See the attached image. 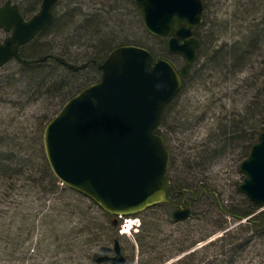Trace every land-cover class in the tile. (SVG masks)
I'll return each mask as SVG.
<instances>
[{"label":"rangeland","instance_id":"374dc122","mask_svg":"<svg viewBox=\"0 0 264 264\" xmlns=\"http://www.w3.org/2000/svg\"><path fill=\"white\" fill-rule=\"evenodd\" d=\"M11 1L28 18L42 2ZM203 4L205 23L196 32L203 44L161 132L173 154L168 176L197 186L202 181L216 197L210 191L200 196L198 187L194 214L179 223L164 206H153L132 216L140 219L141 226L128 235L126 228L117 230L111 224L114 218L81 193L51 189L47 179L22 180L10 201L16 198L33 209L35 224L28 231L24 253L14 247L11 261H6L1 248L0 264H90L93 253L102 245H112L114 239H119L128 264H264V229L256 231L215 205L219 198L224 207L245 210L249 206L250 200L239 189L245 179L240 165L260 135L253 134L249 142L248 133L259 124L264 128V115L253 114V100L264 101V0H203ZM55 14V27L25 45L21 56L38 60L51 53L80 69L59 67L53 57L40 64L14 59L0 70V135L9 143L2 145L3 150L14 151L30 164L43 162L46 124L73 95L99 79L94 60L101 63L114 48L131 44L178 67L184 64L183 57L168 53L166 39L146 31L132 0H59ZM107 34L112 36V46L99 41ZM7 36L0 30V42ZM25 65L44 66L48 84L30 87L36 74H24ZM58 68L64 71L60 78L55 73ZM224 127L227 131L243 128L247 133L217 145L214 137ZM36 137L41 147L34 142ZM209 147L219 150L213 153ZM190 166L199 169L192 177L185 173ZM0 208L6 209L4 204ZM261 214L264 205L255 213ZM16 231L12 227L11 233Z\"/></svg>","mask_w":264,"mask_h":264},{"label":"water","instance_id":"95a60500","mask_svg":"<svg viewBox=\"0 0 264 264\" xmlns=\"http://www.w3.org/2000/svg\"><path fill=\"white\" fill-rule=\"evenodd\" d=\"M58 1L42 0L39 11L29 19L11 0L0 6V29L9 32L0 42V70L54 20ZM133 2L146 31L168 39V53L182 56V67L165 58L155 60L141 46L117 47L99 65L100 79L69 99L43 133L45 155L56 178L114 216L134 215L168 201L171 154L156 130L197 60L201 41L194 30L203 22L204 12L202 0ZM240 168L245 175L240 191L251 202L264 205V132ZM218 202L224 209L219 198ZM172 216L175 222L186 221L191 209L175 210ZM231 216L241 222L254 221ZM111 251L103 245L92 259L98 264H126L118 240L114 255Z\"/></svg>","mask_w":264,"mask_h":264},{"label":"trees","instance_id":"16d2710c","mask_svg":"<svg viewBox=\"0 0 264 264\" xmlns=\"http://www.w3.org/2000/svg\"><path fill=\"white\" fill-rule=\"evenodd\" d=\"M1 1L2 0H0V5H1ZM22 12H23V10H22ZM23 14L25 15L24 12H23ZM204 23L205 22L203 21V23L199 27L196 28L195 33L202 26H204ZM55 25H56V23H55V19H54V21L49 26H47L45 29L47 30L48 28H51V27L53 28V27H55ZM45 29L42 30L38 34V36L42 32H44ZM90 32L91 33H88L89 35L90 34L95 35L92 31H90ZM111 37L112 36L107 34V35H105V37H102V40L100 39L99 41L102 43L104 42L105 45L107 43H109V45L112 46L113 39ZM200 40H201V45H202L203 42H202L201 37H200ZM23 47L21 48L19 56L16 59L20 60L24 64H40V62L37 60H26V59H24L21 56V53H22L21 51H22ZM153 55L155 58L160 57V56L155 55V54H153ZM53 57H56V56L54 54L50 53V55H48L47 60L50 58H53ZM58 57L59 56H57L56 59H57V63L60 65L59 67H63L65 65H67L68 61L65 58H63V57L58 58ZM215 59H214V61H215ZM94 61H95L96 70L99 71V69H98L99 63L96 60H94ZM193 66H192V68H193ZM26 67H28L29 69H27ZM24 68H25V71H23L24 74H26L28 72H34L36 74V77H34L32 79V83H30V85H29L30 87L39 86V87L43 88L45 85L48 84V77L46 75L47 71H46V68L44 66H41V65H25ZM33 70H35V71H33ZM56 70H58L57 72H55L57 74L58 78H60L61 76L64 75V71H62L61 68H58ZM53 73H54V71H53ZM185 80H184L183 86L185 84ZM18 83L21 86L24 84L21 81H19ZM83 89H81V90H83ZM182 89H183V87H182ZM181 91H180V93H181ZM180 93L178 94V96L180 95ZM175 99L166 107L164 117H163V121H162L160 127L156 130L157 133L161 134L164 137L167 149L171 153V162H170L169 170H170L171 165H172L173 154H172L171 149L169 148L167 137L165 135H163V133L161 132V128L164 126L163 124L166 122L167 116H169L168 112L171 109V106H172L173 102L175 101ZM253 103L255 104L253 114L256 115V118L264 115V101H262V100L260 101V100H257L255 98L253 100ZM251 108H252V106H251ZM243 127H245V124H243ZM252 128H253V131L248 133V136L251 137V140L249 142H251L253 140V134H255V136H257L258 134H260L264 130V128L261 127L260 124L253 126ZM246 133L247 132L243 128H238V129L234 128L231 131L230 130L227 131V129L224 127L222 134L216 135L214 138L215 139L218 138V140L215 142L217 143V145H219V144L221 145L224 142L226 143L228 141H232L233 138H235L234 136H237V134L244 137ZM11 142L14 143L13 140ZM34 142L38 143L39 147H41V144H42L41 140H38L37 137L34 138ZM5 143H8L7 139H5L3 136L0 135V204H4V207H6V209L0 208V217L2 219L0 221V252H1V248H3L4 249L3 255H5V260L11 261V256L14 252V247L16 249L19 248L20 253L25 251L24 249H26V247H25L26 246V239H28V234H29L28 231H29L31 226H34V224H35L34 222L36 219L33 215V211H32L33 209H28L27 205L23 201H21V202L16 201V198L12 199L10 201L11 195H14V190L18 187V183L22 180H29L30 178H33L32 180L34 182H37L36 180H38V178H39V180L43 181V182L46 179L49 180L50 181L49 186L51 189L53 187H55V188H59L60 190H69V188L64 187V185H63V188L58 187L57 184L60 182L56 178V176L53 174L52 170L50 169L49 164L47 162V159L45 158V155L43 157L42 164H38V163L30 164L29 159L19 156L18 154L14 153V151H12V150L10 152H6L7 150L4 151L2 145H4ZM208 149H210V151L213 153L216 152L217 150H219L217 148H212V147H209ZM41 151H43L42 148H41ZM211 152H208V154H210ZM203 154H206V153H202V154H200V156H202ZM198 170L199 169L197 167H191L190 166L189 170L185 173L188 176L192 177L196 173H198ZM169 179L171 181L170 191H172V190H174V191L193 190V191H195V193H197L198 187H199V190L202 191V193H208V191H210V193L216 197V193H212L214 191L207 189V187L204 185V183L202 181H200L199 186H197L196 182H193V183L190 182V183L185 184L178 177H176V178L169 177ZM40 181H38V182H40ZM60 185H61V183H60ZM45 187L47 188V186H45ZM37 188H39V187L37 186ZM217 200L218 199L216 198V201H215L216 207H218L224 213L227 212L226 213L227 215L231 214V215H239V216H243V217H249V216L255 214L256 211L259 209V207H261V205H258V204H255V203L249 201V206L245 210L239 208L238 206H230V207L228 206V207H224V209H221ZM161 205L164 206V208L167 209V211L169 210L168 205H164V204H161ZM14 216H15V218H14ZM251 220H254V221L248 220L247 222L250 224V226L257 229L256 231H258L261 228L264 229V217H262V214L260 216L259 215L253 216L251 218ZM111 224L113 226H115L114 220L111 221ZM14 226H16V229H17L15 234L11 233V229ZM223 228H224V226L221 227V229H223ZM31 230H32V228H31ZM14 237L17 238V240L15 242H13ZM1 241H3L4 245L1 244ZM90 264H97V263H95L93 260H91Z\"/></svg>","mask_w":264,"mask_h":264},{"label":"flooded vegetation","instance_id":"af4514ba","mask_svg":"<svg viewBox=\"0 0 264 264\" xmlns=\"http://www.w3.org/2000/svg\"><path fill=\"white\" fill-rule=\"evenodd\" d=\"M201 195H202V191H200V196ZM167 199H168V201L165 202V203H162V204L168 205V207H169L168 209L169 210H168L167 214L173 220V216H172L173 212L175 210H178V209L182 210V209H185V208H190L191 209V217H192V215L194 214L193 203H195V201L198 199V196L196 195L195 191H193V190H181V191H174V190L170 191L169 190L168 195H167ZM159 205L160 204H157L156 206H159ZM170 211H171V213H170ZM141 213L142 212H140V213H138L136 215L139 216ZM263 217H264V215H263ZM122 222H123L122 218L117 217V219H115L114 224L117 227V230H120L119 227L121 226ZM121 232L122 231H120V233ZM116 240H118V239H114V241L111 243L112 245H110V247L112 248V251L110 252V255H114L113 248H114ZM122 251H123V249H122ZM126 264H128V258H127Z\"/></svg>","mask_w":264,"mask_h":264}]
</instances>
